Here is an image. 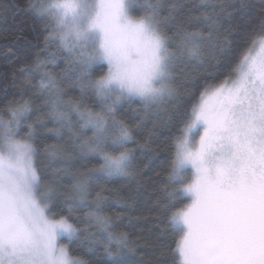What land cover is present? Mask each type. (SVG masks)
Segmentation results:
<instances>
[{"label": "snow or ice", "instance_id": "1", "mask_svg": "<svg viewBox=\"0 0 264 264\" xmlns=\"http://www.w3.org/2000/svg\"><path fill=\"white\" fill-rule=\"evenodd\" d=\"M26 8L0 88V264H141L149 240L151 264H264V0Z\"/></svg>", "mask_w": 264, "mask_h": 264}, {"label": "trees", "instance_id": "2", "mask_svg": "<svg viewBox=\"0 0 264 264\" xmlns=\"http://www.w3.org/2000/svg\"><path fill=\"white\" fill-rule=\"evenodd\" d=\"M28 0H0V75L8 77V79H0V88H3L5 85L8 86L9 93L12 91L10 85V78L13 71L16 68L22 66V64L27 61L16 59V56L19 55L18 48L21 47V42L16 38L23 34L31 33V25L33 24V19L31 14L27 11L26 5ZM250 5L257 6V10L260 4V0H248ZM135 14V13H134ZM255 13L253 12L251 16H246L244 22L242 23V27H248V24L252 21ZM243 35V33H240ZM241 44L243 41L240 42ZM217 79H222V76L217 74ZM203 83V80H201ZM71 95H78V90L71 93ZM9 99L11 96L9 95ZM188 101L185 100L184 103ZM136 107V105H133ZM151 127V124L148 125ZM154 148L159 147L161 149L159 153V157L156 159L153 167L157 171H161L166 167V160L169 155L170 143H169V133L167 129L160 128L158 129V135L155 138ZM152 173L149 172V175ZM164 173L162 171V177ZM114 190H125L123 186L119 183H112L109 185ZM146 192L141 197V200H147L153 198L152 192L154 189V185L150 184L146 180ZM115 210V209H113ZM133 215H146L145 205L143 203L139 204L137 210ZM136 224V228L133 232V239L136 238V233H140L141 230H146L149 227H152L151 218L149 219H141L139 221L134 222ZM144 240H149V235L146 231H144ZM153 249L149 244L141 243V247L139 249V253L135 259L140 261L141 264H151V260L153 257ZM85 259H88L92 264L95 262V255L89 253L84 256Z\"/></svg>", "mask_w": 264, "mask_h": 264}]
</instances>
